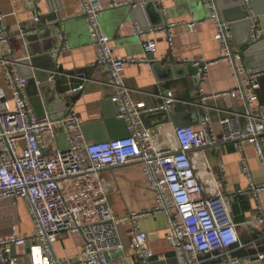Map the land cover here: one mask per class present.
Here are the masks:
<instances>
[{
    "label": "built area",
    "instance_id": "built-area-1",
    "mask_svg": "<svg viewBox=\"0 0 264 264\" xmlns=\"http://www.w3.org/2000/svg\"><path fill=\"white\" fill-rule=\"evenodd\" d=\"M79 1L82 14L87 19L92 45L98 51L96 63L108 68L107 82L115 91L111 100L118 106L117 117L125 122L128 136L87 141L81 130V119L73 107L68 109L61 122L50 119L48 115L38 117L29 100L28 78L20 72V61L9 56L12 52L10 30L0 12V65L5 70V83L12 98V103L4 102L0 107V201L23 199L36 227L30 238L14 233L0 241L2 264H21L20 259L12 254L15 248H24L28 243L32 245L31 264H110L106 254L124 249L118 230L121 220L129 226L130 247L140 264H153L156 257L159 262H165L164 255H157L151 249L140 223L141 219L160 214L168 221L169 233L166 237L175 251L178 264H245L247 260L253 264H264V250H258L253 259H239L233 255L234 249L246 245L231 217L232 206L247 196L258 200L264 192V184L253 182L246 156L242 155L240 163L249 187L227 195L220 183L212 196H207L191 157L195 151L216 147L220 143L233 144L243 153L242 144L248 142L255 147L257 157L264 165V111L254 113L253 107L260 100L258 93L264 78V66L249 67L246 64L243 51L237 50L233 44V27L222 19L217 7L210 4L211 19L217 29L215 39L221 44L219 60L229 64L238 80L237 88L225 95L244 105L246 111H227L219 122L218 131L211 114L205 112L200 130L188 124L176 126L172 132L173 139L160 142L152 130L145 127V114L172 112L177 100L169 95L164 105L149 109L145 104H136L131 99V90L123 81L122 73L126 67L153 64L148 55L155 54L158 46L155 39L147 38V34L163 33L172 49L174 29L183 25L193 32L198 23L167 22L163 28L146 31L134 26L145 57L121 59L115 56L110 39L100 29V15L104 8L92 0ZM156 1L159 4L163 2ZM40 3L41 0H37V4ZM250 19L252 41L256 42L262 38V30L253 16ZM33 21L36 25L41 24V16H35ZM17 31L21 35L27 33L24 27H19ZM60 37L64 40L60 49H69L63 33ZM217 62H208L203 58L182 61L185 65L199 68L201 80L208 79L211 66ZM54 79L55 76H52L49 80ZM84 87L80 85L70 90L69 94L75 96ZM218 96L220 94L215 97ZM208 99V96H202L200 106L206 107ZM60 127L64 129L67 143L62 151L50 148ZM134 163L142 165L148 185L156 195L157 203L152 209L131 212L122 219H116L111 215L105 199L90 204L72 200L70 185L73 181L99 176L105 170ZM87 207L93 208L95 219L83 217ZM243 226L260 235L251 244L254 248L264 243V209L261 204H258L256 219L245 222ZM66 233L80 234L84 247L75 258L62 260L55 256L53 244Z\"/></svg>",
    "mask_w": 264,
    "mask_h": 264
},
{
    "label": "crops",
    "instance_id": "crops-1",
    "mask_svg": "<svg viewBox=\"0 0 264 264\" xmlns=\"http://www.w3.org/2000/svg\"><path fill=\"white\" fill-rule=\"evenodd\" d=\"M92 1L104 8L100 15V29L110 39L115 56L121 59L145 57L141 40L134 33V26L146 31L163 28L167 22L198 23L193 32L183 25L176 27L172 49L163 33L147 34L148 39L157 41V52L148 55L153 64L126 67L122 73L123 81L131 90V99L136 104H145L149 109L164 105L169 95L177 100L172 112L154 111L145 114V127L152 130L158 141L172 140L173 129L179 124L192 125L195 130H200V121L205 112L211 114L218 131L219 122L227 115V111H246L244 105L225 95L237 88L238 80L229 64L219 60L221 44L215 39L217 29L211 19L208 0H163L161 4L156 0ZM156 3L158 5L155 8ZM212 4L217 7L222 19L233 27V44L237 50L245 49L244 44L249 37V26L243 19L246 12L258 19L256 24L262 30L260 40H264V0H218ZM146 5L149 7L145 11ZM138 7L140 9L136 10ZM82 10L79 0H41L40 5L37 0H0V12L4 16V24L10 30L9 46L12 52L9 56L18 61L34 59L37 63L38 68L21 66L20 69L26 77L32 74L33 80L27 84V92L33 104L37 100L34 104L37 116L41 117L39 109L51 103L54 110L46 112V115L61 122L68 109L73 107L81 119V130L87 141L115 139L126 135V126L117 117L118 106L111 100L115 91L107 82L108 68L96 63L98 51L92 45L87 19ZM37 15L42 20L39 25L33 21ZM19 27L26 28L27 33L21 35L17 31ZM60 33L68 41L69 49H60L64 44ZM55 53L58 55L55 56ZM251 57L255 63L264 62V43ZM199 58L208 62L218 61L211 66L206 80L194 75V66L193 69L182 63L183 60ZM53 65L57 67V72H51ZM52 76H55L54 81L49 80ZM47 77L48 81L44 82ZM80 85L85 87L79 94H69L70 90ZM218 94L220 96L215 97ZM258 95L259 103L253 106L257 114L260 110L264 111V78ZM202 96L209 97L206 107L200 106ZM4 102L12 103V98L5 83V70L0 65V107ZM242 123H245L244 119ZM56 136L50 148L62 151L67 147L64 129L60 127ZM242 148L243 153L229 143H220L216 147L191 154L207 196H212L220 183L223 184V193L227 195L249 187L240 163L243 154L250 165L253 182L264 184V165H261L255 147L244 142ZM70 187L71 198L75 203L90 204L105 199L111 215L116 219H122L131 212L150 210L157 203L142 165L137 163L105 170L99 176L83 177L73 181ZM258 204L264 209V192L258 200L247 196L232 206L231 217L238 225V232L246 245L234 249L233 255L239 259H253L258 250H264V243L257 249L251 245L260 235L243 226L245 222L256 219ZM83 217L95 219L93 208L87 207ZM140 223L149 238L151 249L155 254L166 257L165 262H159L156 257L153 264H178L175 251L167 241L169 225L164 215L144 218ZM35 228L23 199L0 201V241L10 238L14 233L30 238ZM118 230L124 249L109 254V263L140 264L130 247L128 224L121 220ZM31 247V243H28L24 248H15L12 255L19 258L21 264H31ZM83 247L84 239L77 233L62 234L53 244L55 256L62 260L80 255ZM245 264L253 263L247 260Z\"/></svg>",
    "mask_w": 264,
    "mask_h": 264
},
{
    "label": "water",
    "instance_id": "water-1",
    "mask_svg": "<svg viewBox=\"0 0 264 264\" xmlns=\"http://www.w3.org/2000/svg\"><path fill=\"white\" fill-rule=\"evenodd\" d=\"M218 0H208V6H209V9H210V4H212V3H216ZM243 1V0H242ZM152 5V4H151ZM158 4L156 3L155 4V8H156V6H157ZM148 5H146V7H144V10L146 11V9H148ZM140 9V7H138V9H136V10H139ZM163 16V15H162ZM253 15L251 14V13H249V12H246L245 13V15H244V20H245V22H246V24H247V26H249V37L247 38V41L245 42V44H244V46H245V49L243 50V53H244V56H245V58H246V64L249 66V67H260V66H264V62L263 63H255V61L254 60H252V55L254 54V53H256L257 51H258V49L263 45V43H264V40H258V41H256V42H253L252 41V33H251V23H252V20L250 19V17H252ZM257 20L258 19H255V22L257 23ZM153 59V58H152ZM21 66H31V67H36V68H38L37 67V63H36V60H34V59H29V60H26V61H20V66H19V68L22 70V68H21ZM193 65H190L189 66V68H193L192 67ZM194 69V68H193ZM51 72H57V67H55V65H53V67L51 68ZM194 75L195 76H197L198 75V73H199V68H197V67H195V69H194ZM23 77H25V78H28V83H30L32 80H33V78H32V74L31 75H29V76H24V75H22ZM45 81H48V77L47 78H45L44 79V82ZM44 82H42V83H44ZM35 102H37V100H34ZM30 102H32L31 100H30ZM35 102H34V104H35ZM34 104H33V102H32V105L34 106ZM39 107H40V104H39ZM44 107L45 108H41V109H39V111H41V117H45V115H46V112H52L53 110H54V107L51 105V103H48L47 105H44ZM34 108H35V106H34ZM37 109V108H36ZM36 109H35V111H36ZM49 117H50V119H51V116L50 115H48ZM123 121V120H122ZM124 122V121H123ZM125 123V122H124ZM125 126H126V124H125ZM177 126H184V125H177ZM126 136H128V134H127V132H126V135L125 136H122V137H115V138H123V137H126ZM112 139H114V138H112ZM105 140H107V139H105ZM105 140H98V141H105ZM97 141V142H98ZM231 145V147L233 146L234 147V145L233 144H230ZM106 256H107V258H109V254H106Z\"/></svg>",
    "mask_w": 264,
    "mask_h": 264
}]
</instances>
